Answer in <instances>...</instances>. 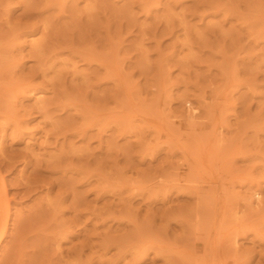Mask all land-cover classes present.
<instances>
[{
	"label": "rangeland",
	"instance_id": "obj_1",
	"mask_svg": "<svg viewBox=\"0 0 264 264\" xmlns=\"http://www.w3.org/2000/svg\"><path fill=\"white\" fill-rule=\"evenodd\" d=\"M1 208L0 264H264V0H0Z\"/></svg>",
	"mask_w": 264,
	"mask_h": 264
},
{
	"label": "bare ground",
	"instance_id": "obj_2",
	"mask_svg": "<svg viewBox=\"0 0 264 264\" xmlns=\"http://www.w3.org/2000/svg\"><path fill=\"white\" fill-rule=\"evenodd\" d=\"M42 100H39V103L41 102ZM3 185V184H2ZM3 188V187H2ZM1 211H2V208L0 209ZM3 210H5V209H3ZM0 211V226H2L3 228H2V230H1V232H0V237H1V234H3L4 232H6L5 231V226H6V221H7V216H3L2 215V212ZM9 215V214H8ZM225 216V215H224ZM8 223V222H7ZM222 223V222H221ZM217 226V225H216ZM218 228V227H217ZM240 229V228H239ZM238 229V230H239ZM237 231V230H236ZM245 231V230H244ZM240 232V231H239ZM245 234H246V232H245ZM4 235V234H3ZM236 236H238L237 235V233L235 234ZM239 235H241V234H239ZM205 244V243H204ZM218 245V244H217ZM216 245V246H217ZM222 247V246H221ZM208 254V253H207ZM184 256V255H183ZM210 256V255H209ZM222 257V256H221ZM202 258V257H201ZM165 259V258H164ZM184 259V258H183ZM207 259V258H206ZM224 262V261H223ZM201 263V262H200Z\"/></svg>",
	"mask_w": 264,
	"mask_h": 264
}]
</instances>
